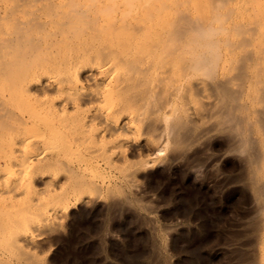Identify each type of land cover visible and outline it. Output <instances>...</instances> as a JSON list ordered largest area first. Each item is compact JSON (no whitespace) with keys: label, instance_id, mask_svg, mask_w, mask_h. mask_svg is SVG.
Segmentation results:
<instances>
[{"label":"bare ground","instance_id":"bare-ground-1","mask_svg":"<svg viewBox=\"0 0 264 264\" xmlns=\"http://www.w3.org/2000/svg\"><path fill=\"white\" fill-rule=\"evenodd\" d=\"M211 2L201 9L188 0H4L1 18L10 30L0 41V155H9L3 185L13 176L14 153H32L23 146L27 132L50 143L46 151L54 146L41 134L60 141L65 160L58 153L47 164L62 168L58 200L67 211L98 194L96 176L104 169L119 164L124 184H134L140 170L184 160L195 145L223 137L242 156L264 229V10ZM14 133L23 141H9ZM138 151L153 157L136 167L128 158ZM26 158L35 168L42 161L33 154L17 162L26 167L17 169L15 183L30 192ZM13 187L5 184L0 195L11 196ZM30 206L11 219L12 244L32 241Z\"/></svg>","mask_w":264,"mask_h":264},{"label":"rangeland","instance_id":"rangeland-1","mask_svg":"<svg viewBox=\"0 0 264 264\" xmlns=\"http://www.w3.org/2000/svg\"><path fill=\"white\" fill-rule=\"evenodd\" d=\"M188 1L191 5H194V2L198 3L200 7L195 5L196 8H201L203 5L204 9L206 6V8L212 6L211 0ZM3 3L4 0H0V41L10 30L9 25L3 23L1 18ZM224 5L225 8L228 6V9L234 7V11H241L245 7L255 11H261V8L264 10L262 6L264 0H225ZM235 36L237 35L234 34L233 39L236 38ZM2 85L4 86V81L0 78V86ZM83 87H86L85 83ZM24 133L21 132L22 135ZM46 134L43 133L41 136L43 135L45 140H50L52 147L54 146L51 147L52 150L50 147L48 149L51 150L50 157L49 153L47 154L48 150L46 151L50 143H43L42 138L36 139L33 132L30 135L27 132L28 137L31 136V141L26 138L24 140L29 141V144L34 143L39 150L36 151L34 144L26 145V142H22L24 148L26 146L28 150L30 147L29 153H32L28 154L25 149L19 151L28 154L24 156L37 155V159L42 156L40 158L42 163L36 168L29 165V161H33L36 157L26 158L29 161L25 162L32 170L30 175L32 185L30 184L31 187L28 188L30 192H27L23 184L20 186L15 183L21 178L20 176L18 179L20 173L17 169L26 167L24 164L18 167L17 162H22L19 158H24L21 154L20 157L17 152L13 155L16 162L12 168L14 172L11 179L7 180L9 178L6 176L3 178L7 188L12 189L14 184V187L16 184L20 187L16 186V189L13 187L15 193L12 191L11 196L0 195L3 199L0 203L4 202L0 204V264H264L262 259L264 229L258 228L260 219L258 207L246 184L247 169L239 158L242 156L237 154L238 152H233L229 142L223 137H215L206 143L195 145L196 147L190 149L184 160H178L167 166L160 162L154 164L153 168L140 170L141 175L139 174L134 184L126 182L124 184L123 171L119 164V167L104 169L96 176L97 184L100 185L98 194L67 211L60 203L63 198L61 191L63 185L58 183L64 176L62 168L54 163L52 167L57 166L55 169H50L51 166L47 164L50 158L55 160L54 155L59 153L57 158L63 154L60 149L61 144L60 141ZM11 135L7 136L9 141L17 143L23 139L22 135V137L15 133ZM15 135L17 136L14 137ZM27 135L25 133L24 137ZM39 153L42 155H38ZM148 154L150 153L138 151L134 157L128 159L138 167L147 157H153ZM2 157L4 161L0 171L6 166L9 155H0V160ZM58 160L64 161L65 156L61 155ZM2 173L0 172V175H3ZM4 185L1 179L0 190H5ZM59 194L62 197H59L60 201ZM25 204H28V207L31 204L37 206H30L31 211L33 207L34 217L32 216L26 228V234L28 237L32 236V241L28 244L21 241L12 244L9 241L11 240L9 234L16 229L9 228L12 227L11 219L20 218L23 215L21 212L29 211ZM2 231L4 234L1 233ZM28 258L30 259L27 261Z\"/></svg>","mask_w":264,"mask_h":264}]
</instances>
